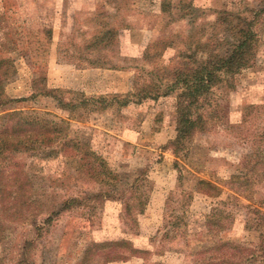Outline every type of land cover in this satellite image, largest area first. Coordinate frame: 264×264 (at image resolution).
<instances>
[{"label": "rangeland", "instance_id": "rangeland-1", "mask_svg": "<svg viewBox=\"0 0 264 264\" xmlns=\"http://www.w3.org/2000/svg\"><path fill=\"white\" fill-rule=\"evenodd\" d=\"M160 1L0 0V74H6L1 87L5 97L20 100L9 108L67 118L50 98L36 95L42 86L99 100L79 109L81 121L69 120V136H92V149L119 175L114 187L88 178L78 157L71 158L73 150L51 152L58 146L8 155L0 169L17 163L27 178L26 202L15 203L20 216L37 214L40 220L71 196L86 200V193L103 192L104 197L90 196L45 223L6 219L0 264H82L88 244L119 239L145 253L125 261L93 257L88 264H191L195 247L204 250L218 237L195 228L216 206L233 214L219 234L223 240L249 249L264 243V227L250 223L253 209L264 212V16L256 26L253 63L199 99L203 129L175 155L168 143L176 135V91L161 93L166 89L160 77L210 32L216 11L249 16L259 0H168L171 15L161 11ZM148 83L160 88L158 98L121 103ZM138 177L143 179L134 183ZM198 178L218 184L221 194L192 192L183 207ZM135 189L147 198L142 212L136 211ZM127 201L134 206L138 233L130 232L125 219ZM183 212L189 237L162 239L158 231ZM26 242L31 244L24 248Z\"/></svg>", "mask_w": 264, "mask_h": 264}, {"label": "trees", "instance_id": "trees-1", "mask_svg": "<svg viewBox=\"0 0 264 264\" xmlns=\"http://www.w3.org/2000/svg\"><path fill=\"white\" fill-rule=\"evenodd\" d=\"M167 1L161 0L160 8L163 13L171 15V5ZM183 15L185 16L186 13H183ZM260 16H264V0H259L255 8H250L249 16L229 10L216 11L215 20L208 23L210 32L208 34L206 32V36H201L194 40L192 44L193 50L183 55L181 57L182 60L161 71L160 77L164 79L163 85L166 89L161 93L165 95L168 92L176 91V135L168 143L174 155L185 149V143L197 130L203 129L202 117L196 112L199 99L207 94L214 85L222 82L224 78L227 79L233 76L253 63L259 41L256 26ZM144 57L147 56L144 55ZM149 72L151 73V71ZM5 78V72H1L0 161L6 159L10 154L27 153V151L36 153L39 150L44 152L46 150L43 147L58 146L53 148V150L50 149L51 152L73 150L72 153L69 152L71 158L74 159V155L78 157L82 165L80 167L84 168L88 178L98 180V182L104 183V185L109 187L115 186L114 182L118 180L119 175L116 170H112V166L101 154H98L97 150L92 149L90 144L92 136L90 138L84 134L74 137L69 136V120L81 121L83 114L79 109L85 107L90 101L99 100L86 98L84 95H80V93L78 95L72 91L42 86L41 88H35L36 95L50 98L54 101L56 108L68 112L67 118H62L47 111L10 109L11 104L20 100L18 98H7L3 95L1 86ZM159 91L160 88L157 85L152 84L151 86L148 83L147 86L138 88V96L135 92L128 93L126 97L124 96L125 99L121 103L128 105L130 97H138L137 103L143 99H156L160 95ZM65 92L72 93L80 100L77 101L76 97L67 100L63 96ZM177 164L178 162L175 161L174 165L176 167ZM15 167L11 170L0 169V205L2 207V211H0V240L4 238L3 227L6 219L25 220L29 218L30 221L34 219L32 223L34 225L38 221L45 223V221L52 220L54 216L65 210H71L83 205L90 196L95 201L100 200L102 196L104 197L103 192L86 193V195H89V197L85 198L86 200L81 197L71 196L57 204V208H52L40 220H38L37 214L20 216L17 214L15 203L18 200L20 204L26 202L24 198L26 195L25 179L27 178L22 174L21 168L17 163H15ZM142 179L138 177L134 183ZM137 191L135 189L134 192L137 195L134 196L136 198V211L142 212L147 198ZM190 191L187 194V201L182 204L183 207L189 204L192 199V192H198L209 197H218L222 192L218 184L202 178H198L195 181ZM105 196H109V194L105 193ZM13 207L15 208L14 214L7 215L4 213L7 209H12ZM132 208L134 206L127 201L124 207L125 219L131 224L130 232L138 233V224ZM252 214L253 217L250 218V223L254 226L262 225L264 227V212L253 209ZM38 215L42 216V214ZM202 217V223L195 227L199 231L198 234L205 232L211 234L213 232L214 236L218 237L215 238L213 244H210L204 250L203 247L196 246L195 250L191 252L194 257V261L191 264H264V243L249 249L239 244L225 241L219 236L220 232L227 228V222L232 220L233 217L232 212L227 211L225 206L213 207L208 214H203ZM184 218V212L180 215L176 214L173 216L174 221L169 220L166 222L168 229L165 228L162 231H158V234L162 236V239L170 236L173 239L179 236H183L184 239L189 237L188 222H185ZM261 222L263 223L260 224ZM180 223L183 224L181 230L179 227ZM254 226L250 224V228L255 230ZM30 244V242H26L24 248H27ZM260 249L263 251L261 254H259ZM245 250H247V253L243 255ZM144 253V251L134 247L130 240L119 239L93 242L84 249L82 264H88L93 257H102L104 261L108 262L115 260L125 261L132 256H141Z\"/></svg>", "mask_w": 264, "mask_h": 264}, {"label": "crops", "instance_id": "crops-1", "mask_svg": "<svg viewBox=\"0 0 264 264\" xmlns=\"http://www.w3.org/2000/svg\"><path fill=\"white\" fill-rule=\"evenodd\" d=\"M93 72H90V74H92Z\"/></svg>", "mask_w": 264, "mask_h": 264}]
</instances>
